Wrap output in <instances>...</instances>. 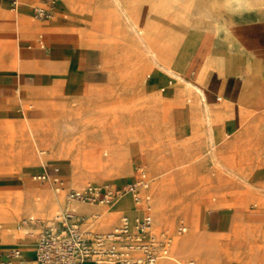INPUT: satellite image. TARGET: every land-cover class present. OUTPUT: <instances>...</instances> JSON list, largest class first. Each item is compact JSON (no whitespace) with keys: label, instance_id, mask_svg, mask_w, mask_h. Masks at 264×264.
I'll use <instances>...</instances> for the list:
<instances>
[{"label":"rangeland","instance_id":"rangeland-1","mask_svg":"<svg viewBox=\"0 0 264 264\" xmlns=\"http://www.w3.org/2000/svg\"><path fill=\"white\" fill-rule=\"evenodd\" d=\"M59 10L69 14L77 12L85 20L73 23L78 26H74L72 31L52 20L31 23L34 33H39L41 38L36 35L34 40L29 41L21 35L17 41L0 42L1 49L13 50L16 62L14 64L13 59L6 61L0 50V66L8 67L5 73H16L15 66L20 56L16 42L45 51L37 41L45 40L52 57L68 58L65 65L57 66L52 71L55 78L52 90L59 92L64 89L66 104L61 106L52 100L42 103L47 108L55 109V115L49 116L47 111L34 104L38 101L37 93L31 96V102L23 100V107L17 105L0 110V247L9 249L21 242L31 241L26 232L33 235L36 230L25 229L21 221L34 216L45 225L50 221L52 223L54 214L63 207L64 194L74 186L79 188L89 182L124 185L137 163L143 162L151 174L148 193L153 212L156 206L152 194L155 184L162 180L168 184V208L164 214L171 215L172 219L154 221L153 226L160 227L157 231H164L172 239L197 233L200 239L205 238L211 249V264H244L250 251L252 253L245 264H264V253L257 252L264 250V219L254 216L257 211L247 212L249 216L246 219L235 218L233 214L234 207L246 211L257 208L259 203L243 184H234L231 180L235 178L219 170L214 163L232 169L250 185L249 179L257 172L264 171V159L253 163L248 161L249 157L245 154H238L236 163L231 154L222 151L220 156L211 158L215 150L209 145L206 150L201 148L205 141L209 142V133L193 115V109L189 110L195 104L210 107L203 90L195 83H188L193 97L173 103L169 100L171 88L167 83L169 78L180 80L183 69L187 79H194L204 55L221 34V46H227L233 37L237 42L236 52H244L247 46H240V41L252 36H258L264 46V25L261 24L264 23V0H57L55 11ZM245 23H254V26L247 30ZM41 25H48L49 28L45 32L37 30ZM230 29L234 34L229 33ZM71 42H75L77 47L82 46L78 66L88 71L82 86L77 73H73V57L65 46ZM242 63L244 60L241 56L215 47L204 57L196 80L200 82L201 69L206 71L209 67L216 69L223 81L228 75L239 76V107L243 80L247 75L254 74V93L264 99V69L261 62L247 64L246 69L242 68ZM159 68V83L164 81L163 85L155 84L149 77ZM25 69L30 68L24 66L21 71ZM103 71L107 76L102 74ZM223 73L227 75L224 77ZM172 84L180 83L173 79ZM197 87L202 91L203 100ZM152 90L159 95H151L149 92ZM222 97H218L221 102L217 103L215 109L210 107L221 121L224 107L230 105ZM7 106V100L0 102V107ZM252 106L239 108L241 123L264 117V108L255 111ZM205 116L204 109L203 122ZM221 124L217 121L213 128L216 142L221 140ZM257 125L256 121L253 127L257 128ZM30 126L35 130V136L38 133L42 136L41 142L35 145L29 142L32 138ZM243 126L240 124L238 130L230 134L239 133ZM41 145H48L47 150H43ZM91 152L97 160L111 166L119 160L125 161V165L104 174L103 166L91 164ZM204 153L209 154L207 159L213 162L199 164ZM190 158L196 160L189 166H180ZM148 160L157 167L148 164ZM172 166L175 167L166 171ZM246 167L250 170L248 173H245ZM51 168L57 170L52 172ZM41 174L45 175V179L36 178ZM54 179L58 183H54ZM59 183L61 190L56 193L55 188ZM44 189L49 191L53 200L52 211L39 215L40 212L35 209L26 210L23 207L25 201L36 207L41 205L42 199L46 198L41 193ZM219 192L223 193L226 204H220L216 199ZM125 197L131 198L128 195ZM119 203L124 205L125 210L133 211L132 214L141 211L129 200L114 204ZM114 204L109 206L110 209ZM210 206L220 208L226 216L216 233L219 213L211 215L208 226L206 222ZM113 217L114 214H105L97 222V230L110 226L116 216ZM180 225L185 226L184 232L178 231ZM196 238H193V245L198 241ZM174 257L180 264L190 261L200 264L192 253L187 257ZM168 261L177 264L171 257Z\"/></svg>","mask_w":264,"mask_h":264},{"label":"crops","instance_id":"crops-1","mask_svg":"<svg viewBox=\"0 0 264 264\" xmlns=\"http://www.w3.org/2000/svg\"><path fill=\"white\" fill-rule=\"evenodd\" d=\"M43 3H44V0H18V4L14 5L13 0H0V42H3V41L10 42L13 39L17 41L19 40L21 35L24 39L29 40V41L34 40L36 35H39V37L41 38L39 33L37 32L34 33L35 30H33L31 23H45L49 20H52L55 23L64 24L65 28L72 31L74 29V26H78L73 23H76L80 19L85 20L82 17L80 18L81 15H79L77 12L69 14L63 10L55 11L57 2L52 8L51 18L37 19L36 17H33L34 16L33 8L36 6L43 5ZM62 18H67V20H62ZM249 21H255V20H249ZM255 24H258V23H255ZM261 24L264 25V23H261ZM245 25L248 27L247 30H249L251 29V27L254 26V23H245ZM39 27H41L39 31H43V30L46 31L49 28L48 25H43V26L41 25ZM229 33L234 34V31L230 29ZM202 34L203 33H201L200 37L202 36ZM221 35L215 40L214 44L210 47L209 51L207 52V54L204 55V57H207L210 54L211 50L215 47L224 48V49H227L230 53L232 52L233 54H236L242 57V59L244 60V63H242L243 69H246L247 64H251L255 62H261V65L264 69V46L261 45L258 36H252V37L246 38L245 41H240V46H243V47L247 46L245 51L240 53L234 50L237 47V42L231 36H229L231 37V41L229 42V44L227 46L222 47L219 42V40L221 39ZM37 41H38L39 47L42 49H46L45 51H42L39 48H35L34 46L29 47V45L27 44H21V43L16 42L18 52L20 53V56L18 57L17 65L15 66L16 73H13V72L5 73L4 70H8V67L0 66V71L2 70V72H0V102L7 100V102L9 103V106L4 107V108L0 107V110H5V109H8L14 106L16 107L17 105L20 107H23L24 105L23 100L26 103L31 102L32 100L31 96L34 93L38 94V101L37 102L35 101L34 104L38 106L40 109L41 108L44 109L45 112L47 111L49 113V116L55 115V112H54L55 109H50V108L43 106L42 105L43 102L52 100L53 102L61 106H64L66 104L65 95L63 94L64 89L63 90L60 89L59 92H54L52 90L53 85L55 83V78L52 75V71L57 66L65 65L68 62V58L67 56H62L61 58H57V59L52 57L49 53V47L47 46L48 43L45 40H40V39ZM40 42H42L43 45H40ZM65 46L69 48V51L73 57V62H74V67H75L74 68L75 70L73 71V73L75 72L77 73V78L81 80V86H82L83 82L85 83L86 81L85 78H87L88 76V74L86 73L88 71L80 69L78 66V62H79L78 54L82 46L77 47L75 42L68 43ZM0 50L2 51V55L6 61L8 59H11V60L15 59L12 49L3 50L0 48ZM33 51H36L38 53L34 54ZM200 52L201 51H199V53ZM201 55H202V52H201ZM203 59L198 66L197 74L194 79H187L185 77V70L183 69L182 78L180 80H177L175 78H169L167 80L168 81L167 83L171 88V99H169L170 102L181 103L185 101L187 98L193 97V94L189 90L188 83H195L203 90V93L205 94L207 102L210 104V107H212L213 109L216 108L217 103L221 102V100L218 99V97L219 96L222 97L223 95L222 99L227 102H230V105L229 107H224L223 112H222V121L219 120V118L214 115L213 110L207 105H205L204 107H200L198 106V104H195L194 106L189 108V110L193 109L194 111L193 115L197 119H199V123L204 124L205 131L207 132V134L209 132L207 131V128L205 125L206 123L203 122L204 109H205V113H206V110H208V113H209L208 115L210 117L213 128L217 121L222 123L221 124V137H220L221 140L220 142L217 141V145L219 146L220 150L212 149V150H215L214 153L216 154L214 158L220 156L221 151H222L223 153H228L229 155L231 154L233 156L232 157L233 160L236 163L238 162L236 158L238 154H245L246 156L249 157L248 161H251L253 163L257 162L260 159L261 160L264 159V117H259L257 119L254 118L245 123H241L240 117H239V108L246 109L249 105H253L252 107L255 108V111H258L264 108V99H262V96H257V94L254 93L255 91L253 90V85L255 83L252 77L254 76V74L247 75L245 80H243V84H242L243 93L240 96L239 107H238L237 99H238L239 91L241 88L240 77L236 75H228L223 81L218 71L214 68L209 67L206 71L204 68L201 69L200 76H199V79L201 81L197 82L196 78L198 75V71L203 63ZM24 66L30 69H25L21 71L22 67ZM36 67H38L37 71L35 70ZM102 74L104 76H107L105 71H103ZM159 75H160V68L154 74H152V76L150 75L149 77L154 80L155 84H158L160 82ZM223 75L225 77L227 74L223 73ZM173 79L176 80L177 83L179 82L180 84L173 85L172 84ZM164 83H165L164 81H161L159 85H163ZM199 87H197L198 91L200 92L198 94H200L199 96L203 100L204 97ZM21 93H23V95ZM149 93L151 95H157V96L159 95L156 90H152ZM217 95L219 96L217 97ZM224 95L225 96L229 95V96L224 97ZM195 97L196 99L199 98L198 96H195ZM215 97H217V99H215ZM201 110H203L202 115L200 114ZM256 121L258 122L257 128L253 127V124ZM240 124L244 125L242 130H240L239 133L236 132L232 136L230 133L237 131ZM211 133L213 135V130ZM229 137H231L229 141L224 143V141ZM208 145L210 147L209 142L205 141L201 145V148L203 150H206ZM208 155L209 154L204 153L203 159H201L199 164L205 163L206 161H212L209 158L207 159ZM214 163L219 167V170H224L225 172L230 174L231 177L235 178V180H231L235 182L234 184H236L237 182L238 183L240 182L241 184H243L249 190L250 196L256 198L259 203V206L257 208L246 210V211L244 210L239 211L237 207H234L233 208L234 217L243 219L249 216L247 212L257 211L258 213H256L254 216L258 219H264V192H263L264 191V187H263L264 186V171L257 172L255 176L252 177V179H249L250 185H247V183L245 182H248V181L242 180L237 174L233 172L232 169L222 167L218 165L216 162ZM139 166H142L146 170L149 177L151 178V174L149 173V170L147 169L145 164L143 162H139L137 163L134 169L135 172L133 171V173L129 175L128 180H130L136 174V169ZM51 169H52V172L57 170L56 168H51ZM245 169H246L245 173H248L250 171L249 168L247 169V167ZM142 193L148 194L147 190L142 191ZM216 199L220 201V204L227 203L223 197L222 192H219V197ZM42 200L43 201L41 202V204L45 205V207L47 208L50 207V203H51L50 197L44 198ZM126 200H129L133 205H136V203H133L131 199L126 198V197L123 198L121 202L123 203ZM142 204L144 205L145 202H143ZM149 204L151 207L150 212L152 215V220L154 222V217H153L154 212H153V205L151 201L149 202ZM256 205L257 204H255V206ZM96 206L98 205H88V204L76 205L77 211L81 214H86V215L101 214L99 219L95 221V228L93 227L95 230L99 229L98 227H96L97 222L105 215V213L107 214L110 211V210L104 211L103 208H95ZM99 206H104V205H99ZM137 207L141 209V213H142V207H139V206ZM42 209L45 210L44 211L45 213H49L52 211L44 207L41 208V210ZM208 210L209 211L206 215L207 226L209 224V219L211 218V215L216 214L217 212L219 213L217 217V230L214 231V233H216L220 229L222 219L225 218L226 216L221 213L220 208H213L210 206ZM121 211L125 212L122 209L118 211L116 213L117 215H114V217L116 216L114 222L110 226L100 229L98 231H101V230L105 231V230L112 228L118 222L119 215L123 214L121 213ZM137 215H141V214H137ZM154 226L153 228L155 231H157L156 229L160 228V227H156V226L154 227ZM9 249L0 247V261L6 258V251ZM257 252H260L263 254L264 250L261 249V250H258ZM250 253H252V251H250ZM250 253L248 254L247 258L249 257ZM32 256H33L32 253H27L26 254L27 259H24L23 264H29V262H32L33 264H35L34 256L33 257ZM247 258L245 259L244 264L246 263ZM236 261H238L237 258H236ZM191 262L192 261L188 262V264ZM192 263L194 264V262Z\"/></svg>","mask_w":264,"mask_h":264},{"label":"built area","instance_id":"built-area-1","mask_svg":"<svg viewBox=\"0 0 264 264\" xmlns=\"http://www.w3.org/2000/svg\"><path fill=\"white\" fill-rule=\"evenodd\" d=\"M57 0H44L43 5L33 8L34 17L48 19ZM17 5L18 0H13ZM40 45H43L40 42ZM45 179V175L36 176ZM150 177L139 166L136 174L121 188L111 184L89 182L82 187L69 189L63 196V207L53 216V221L42 228L35 245V264H155L170 252L171 237L164 231H155L149 204ZM128 192L134 203L142 207V213L133 224L125 214L110 229L98 231L93 228L97 214H81L76 205H112ZM145 202L143 205L142 203ZM33 219L24 220L31 223ZM180 225L178 231L184 232ZM18 247L6 251L0 264H23Z\"/></svg>","mask_w":264,"mask_h":264},{"label":"bare ground","instance_id":"bare-ground-1","mask_svg":"<svg viewBox=\"0 0 264 264\" xmlns=\"http://www.w3.org/2000/svg\"><path fill=\"white\" fill-rule=\"evenodd\" d=\"M56 8V7H55ZM41 27H39L40 29ZM46 28V27H45ZM37 29V30H39ZM47 29V28H46ZM34 30V28H33ZM51 30V29H50ZM49 30V31H50ZM45 32V31H44ZM48 33V31L46 32ZM19 47V46H18ZM2 56V55H1ZM13 63L16 64L15 62V59H13ZM15 66V65H14ZM31 107V105H29ZM206 118H205V125H206V128H207V131L209 132V144H210V147L211 149H216V140L213 138V135H212V130H213V125L211 123V120H210V117H209V113H208V110H206ZM31 127V126H30ZM35 130L31 127V140L29 139V142L31 141V143L33 145L37 144L38 142H41V138L42 137L38 132V135L35 136ZM40 133H41V130H39ZM42 134V133H41ZM106 143V142H105ZM43 150H47V146L48 145H41ZM104 146V144H103ZM44 153V152H42ZM92 157V165L95 166V167H99V166H103L105 168V170H103V172H105L104 174H107L109 171H112L113 169H115L116 167H122L125 165V161H122L120 162H117L116 165L113 164V166H111L109 163L107 162H103L101 160H97L95 157L96 155L93 154V152H91V155ZM216 156V154L214 156H212L211 158H214ZM193 157V156H192ZM119 158V157H118ZM196 160V158H190L189 160H187L185 163H182L180 164V166H189L192 162H194ZM148 164H150L151 166L153 167H157L156 164H154V162H152L151 160H148ZM159 166V165H158ZM175 166H172V167H169L166 171L168 170H171L173 169ZM150 182L151 180L149 181V184H148V189H147V192L149 191V185H150ZM54 183H58L57 182V179H54ZM125 185V184H124ZM124 185H121V186H113L115 188H121L123 187ZM168 184L167 182H164V180L160 181L158 184H155V187L153 188V195L155 196V202H156V206H155V211H154V221L155 222H159L161 221V219H164L165 222L166 220L167 221H171L172 219V216H166L164 214V210H167L168 208ZM74 188H77V186H74ZM61 190V187H60V183L59 185L55 188V191L56 193H58L59 191ZM41 193H44L45 194V197H50V200H51V203H50V207H45V205L41 204L39 206H34L33 203L29 202V201H25L23 203V207L26 208V210H31V209H35L37 212H40L39 215H43L45 214V210L41 208H46L48 210H50L52 207H53V200L51 198V195L49 194V191L47 189H44V190H41ZM126 195L130 196L131 200L133 201V198H132V195L128 192H125L124 194L120 195L116 201L114 202L115 204L118 203L119 201H121ZM149 195V193H148ZM150 202V195H149V200ZM113 203V204H114ZM134 203V201H133ZM114 204V205H115ZM111 206V205H110ZM95 208H103L104 211H107V210H110L109 211V214L111 216H113V214L115 215V213H117L118 211H120L121 209L124 210L125 212H122L123 214H125L131 221V223L133 224L135 221H137L139 219L140 216H137V214H134V215H130L132 213H134L133 211L130 212V210H125V207L123 204H117L115 205L112 209H110V207L108 206H96ZM137 210V209H136ZM35 212V211H34ZM36 213V212H35ZM128 213V214H127ZM139 214H141V211L138 210ZM106 214V213H105ZM108 214V213H107ZM158 214H160V216H158ZM101 216V214H97V220L99 219V217ZM37 217V216H36ZM29 218H32L33 220L31 221V223H24L23 221L24 220H27ZM27 219H23L21 221V225L23 227H25V229H35L36 230V234H33L32 233H27L26 232V235L30 236L32 239H29L31 241H27V242H21L20 244L16 245L15 247H18V249L20 250L21 252V257L23 259H27L26 257V254L27 253H32L33 256H34V252H35V245L37 243V238H38V235H39V231L42 227L45 226V224L41 221H39L38 219H36L34 216H29ZM96 220V221H97ZM51 223V221L46 224V225H49ZM194 237H197L196 239L198 240L196 242V245H193L192 244V241H193V238ZM170 251H171V256H167L165 258H161L159 259L155 264H173L174 262H169L168 261V258L171 257L172 260H174L175 262H177V264H180L174 257V255H178V256H183V257H187L190 253L194 254L197 259L199 260V263L200 264H211L210 263V259H209V256L211 255V249H209V246L206 244L205 242V238H202L200 239V236L197 234V233H194V234H189V235H186V236H182V237H179L177 236L176 238H171V243H170ZM32 256V257H33ZM165 259V260H163ZM170 260V259H169ZM171 261V260H170ZM175 264V263H174ZM189 264H193L192 262L189 263Z\"/></svg>","mask_w":264,"mask_h":264}]
</instances>
